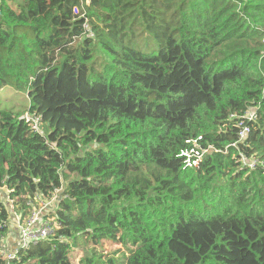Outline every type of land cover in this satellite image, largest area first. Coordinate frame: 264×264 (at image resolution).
Wrapping results in <instances>:
<instances>
[{
	"label": "trees",
	"instance_id": "1",
	"mask_svg": "<svg viewBox=\"0 0 264 264\" xmlns=\"http://www.w3.org/2000/svg\"><path fill=\"white\" fill-rule=\"evenodd\" d=\"M4 88L0 183L60 188L8 264H264V0H0Z\"/></svg>",
	"mask_w": 264,
	"mask_h": 264
},
{
	"label": "built area",
	"instance_id": "2",
	"mask_svg": "<svg viewBox=\"0 0 264 264\" xmlns=\"http://www.w3.org/2000/svg\"><path fill=\"white\" fill-rule=\"evenodd\" d=\"M73 13L75 15L80 13V10L77 6L73 7ZM84 28L88 29L86 22L84 23ZM237 117L239 118L237 126H241L240 130L238 131V138L239 140L243 141L249 132V123L255 121L258 117L257 108H249L242 115ZM187 142L191 144V147H185L181 150L185 167L197 166V164L200 162L202 154L207 150L212 149L217 151L215 147L210 145L202 149L198 144L197 139H189ZM231 145L235 146L234 143ZM251 164L252 162H250V165ZM59 190L60 188H54L49 198L43 197L41 193H36L34 199L38 201L41 200L40 208L37 209L32 207L31 213L24 219H22L20 216L17 217L18 243L11 250H5L0 247V254L6 259L7 264L11 259L17 257L16 254L18 251L27 250L31 245L36 244L39 239L46 238L51 234L53 219L44 218V211L47 207L53 204L55 205Z\"/></svg>",
	"mask_w": 264,
	"mask_h": 264
},
{
	"label": "rangeland",
	"instance_id": "3",
	"mask_svg": "<svg viewBox=\"0 0 264 264\" xmlns=\"http://www.w3.org/2000/svg\"><path fill=\"white\" fill-rule=\"evenodd\" d=\"M12 92V97H13V109L15 111H21L24 107V105L26 104V101L24 99V94H21L20 92H14L13 89L12 90H8L6 88L2 89L0 91V97H4L7 93ZM5 106V105H3ZM27 115V114H25ZM0 199L5 203V205L8 207L9 213H10V219H9V231L8 233L10 234H17L18 233V224H17V217L20 216V214L17 212V209H20L22 207L21 204H15L17 201V198H11V196L9 195V190L7 189V187L3 184L0 183ZM41 200H36L33 199L32 200V204L35 208L39 209L41 204H40ZM25 210V209H23ZM12 213H14V215H11ZM7 233V234H8ZM83 242V240H81ZM6 242H7V236L4 237L2 239V241L0 242V244L4 245L6 247ZM3 248L6 250V248ZM104 251L103 254H110L111 251H113L116 247H119L118 245H105L104 246ZM115 247V248H114ZM121 251H123L122 248H120ZM78 250V249H77ZM80 253V250H78ZM77 260V259H76Z\"/></svg>",
	"mask_w": 264,
	"mask_h": 264
},
{
	"label": "crops",
	"instance_id": "4",
	"mask_svg": "<svg viewBox=\"0 0 264 264\" xmlns=\"http://www.w3.org/2000/svg\"><path fill=\"white\" fill-rule=\"evenodd\" d=\"M18 243V233L17 234H8L7 236V242H6V247L2 244H0V247L6 248L8 250L13 249V247Z\"/></svg>",
	"mask_w": 264,
	"mask_h": 264
},
{
	"label": "water",
	"instance_id": "5",
	"mask_svg": "<svg viewBox=\"0 0 264 264\" xmlns=\"http://www.w3.org/2000/svg\"><path fill=\"white\" fill-rule=\"evenodd\" d=\"M11 215H14V213H12Z\"/></svg>",
	"mask_w": 264,
	"mask_h": 264
},
{
	"label": "clouds",
	"instance_id": "6",
	"mask_svg": "<svg viewBox=\"0 0 264 264\" xmlns=\"http://www.w3.org/2000/svg\"><path fill=\"white\" fill-rule=\"evenodd\" d=\"M8 250V249H7Z\"/></svg>",
	"mask_w": 264,
	"mask_h": 264
}]
</instances>
